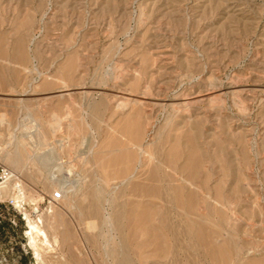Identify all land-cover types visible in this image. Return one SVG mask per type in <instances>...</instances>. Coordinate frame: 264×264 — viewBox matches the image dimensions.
<instances>
[{"label": "rangeland", "instance_id": "obj_1", "mask_svg": "<svg viewBox=\"0 0 264 264\" xmlns=\"http://www.w3.org/2000/svg\"><path fill=\"white\" fill-rule=\"evenodd\" d=\"M0 46V264H264V0H0Z\"/></svg>", "mask_w": 264, "mask_h": 264}, {"label": "bare ground", "instance_id": "obj_2", "mask_svg": "<svg viewBox=\"0 0 264 264\" xmlns=\"http://www.w3.org/2000/svg\"><path fill=\"white\" fill-rule=\"evenodd\" d=\"M21 42V41H20ZM19 45V44H18ZM17 45V46H18ZM1 47V46H0ZM18 49V48H17ZM2 50V49H1ZM20 50H21V46H20V49H19V53H20ZM3 51V50H2ZM18 53V52H17ZM18 53V54H19ZM21 54H22V52H21ZM2 55H3V53H2ZM23 55V54H22ZM23 57V56H22ZM20 58H21V56H20ZM16 75V74H15ZM4 78H3V76H1L0 77V89H2V86L3 85H5V82H4ZM60 101V100H59ZM138 104V103H137ZM27 115V114H26ZM55 116V115H54ZM0 118H3V117H0ZM55 118V117H54ZM56 118H58V116L56 117ZM8 119V118H7ZM9 120V119H8ZM0 121H2V119H0ZM10 123V122H9ZM58 124V123H57ZM137 124H139L138 123V121H137ZM127 125V124H126ZM125 125V126H126ZM52 126V125H51ZM129 127V126H128ZM126 128V127H125ZM125 128H123V130L125 129ZM82 129V128H81ZM133 129V128H132ZM138 129V128H137ZM35 130V129H34ZM126 130H127V128H126ZM130 130V129H129ZM140 131V130H139ZM37 133H38V131H36ZM36 134V133H35ZM133 134V133H132ZM37 135H39V134H37ZM40 136V135H39ZM47 136V135H46ZM135 136H136V134H135ZM44 139L43 140H41V142L40 143H43V144H45L44 142ZM117 142V141H116ZM123 142V141H122ZM125 142V141H124ZM119 143V142H118ZM38 144V143H37ZM113 144H114V142H113ZM133 144V143H132ZM26 145V144H25ZM138 145V144H137ZM22 147V146H21ZM144 147V146H143ZM138 148H140L141 149V146L139 147L138 146ZM130 149H132V148H130L129 146H127L126 144H115V146H113L112 147V144H111V147L109 148V150L108 151H106V154H107V152H108V154L107 155H105L104 153V155L106 156V161L107 162H105V163H107V165L109 166H113V168L115 169V171H117V173L116 174H120L119 176H121V177H123V179H125L126 181H129V183L131 182V184H132V186H130L131 187V190L132 191H139L140 193H141V191H144V190H146V193H147V190H149L150 192L152 191V192H154V194H155V192H159V190H160V186L159 185H156V184H151V185H149V186H147V185H143L141 182L139 183V182H134V180H133V178H134V175H135V173H134V171H132L131 170V168L132 167H130V160L131 159H133V158H135V153H133L132 152V150H130ZM143 150V149H142ZM145 150V149H144ZM146 150H147V148H146ZM141 151V150H140ZM148 151V150H147ZM26 152V151H25ZM24 152V153H25ZM146 152V151H145ZM147 153V152H146ZM193 153V152H192ZM10 154V153H9ZM145 154V153H144ZM103 155V158L105 157ZM109 155V156H108ZM138 155V154H137ZM6 156V155H5ZM99 156L101 157V155L99 154ZM134 156V157H133ZM138 156H140V155H138ZM193 156V155H192ZM149 158H152V157H150L149 156ZM148 158V159H149ZM190 158V157H189ZM194 158H196L195 156H194ZM193 158V161H191V165L189 166V170H191V177L195 174V172H196V170L198 169L197 167H198V161H199V159L198 158H196V159H194ZM22 159H23V156H22V154L21 153H18L16 156H8L7 157V162H9L10 164H13L14 165V167H15V165L17 164V165H19L20 163H22ZM164 161V160H163ZM189 161V162H190ZM104 163V164H105ZM135 163V162H134ZM165 163V162H164ZM119 164H121L122 166H120V168H117V166L119 165ZM131 166H132V164H131ZM18 167V166H17ZM187 167V166H186ZM185 167V168H186ZM113 168H111V169H113ZM135 169V168H134ZM187 169V168H186ZM110 170V169H109ZM148 171V170H147ZM154 171H155V173H153V174H151V177H152V179L156 176V169H154ZM184 171H185V169H184ZM153 172V171H152ZM151 172V173H152ZM190 172V171H189ZM164 174H166V173H164ZM142 176V175H141ZM162 176V175H161ZM167 176H169V175H167ZM162 177H164V176H162ZM103 178V177H102ZM114 179H115V177H113ZM150 178V177H149ZM148 179V178H147ZM156 179V178H155ZM186 179V178H185ZM184 179V180H185ZM187 180V179H186ZM124 181V180H123ZM137 181V180H136ZM140 181V180H139ZM145 181V180H144ZM153 181V180H152ZM156 181H157V179H156ZM165 181V180H164ZM190 181H191V179H190ZM154 182V181H153ZM185 182H187V183H190L189 181H185ZM147 183V182H146ZM148 183H150V182H148ZM155 183V182H154ZM205 184V183H204ZM191 186V185H190ZM193 186V185H192ZM16 187L20 190V192H22V188H21V186L19 185V184H17L16 185ZM125 187V186H124ZM178 187V186H177ZM181 186H179V188H180ZM66 188V187H65ZM162 188V187H161ZM179 188H177V189H179ZM128 189V188H127ZM175 189V188H174ZM181 189V188H180ZM179 189V190H180ZM131 190H130V192H131ZM179 190H176L175 189V196H174V198H175V200L177 201V205H178V203L179 204H181L180 202H182L181 201V199H180V197H179ZM192 190V189H191ZM139 192H137V193H139ZM178 192V193H177ZM192 192V191H191ZM133 193V192H132ZM161 193V192H160ZM160 193H158V194H160ZM153 194V195H154ZM162 194H163V192H162ZM149 195H151V194H149ZM155 196V195H154ZM158 196H160V195H158ZM194 196H193V194L191 193L190 194V196H189V200H188V202L189 203H187V200L186 201H184L187 205H190V203L192 202V200H194V198H193ZM148 198V197H147ZM180 199V200H179ZM196 199V198H195ZM24 201V199H20L19 200V202H23ZM217 201V200H216ZM100 202H101V200H100ZM99 203V202H98ZM102 203V202H101ZM145 203H146V201H145ZM151 203V202H150ZM149 202H148V204H150ZM130 204H132V203H130ZM183 204V203H182ZM100 205V204H99ZM138 205V204H137ZM101 206V205H100ZM132 206V208L130 209H128V207H127V215L125 214L124 216L126 217V216H128L131 220H135V218L137 217H139L140 219H142V221H144L145 219L146 220H148L149 218H152V216H153V211H150V210H148V208H147V211H144V209H143V211H142V214L141 215H139V216H137L136 214H135V211L133 210V208H134V205H131ZM150 206V205H149ZM152 206V205H151ZM150 206V207H151ZM188 207H191L192 208V205H190V206H188ZM187 207V208H188ZM101 208V207H100ZM136 208V207H135ZM150 209V208H149ZM93 210V209H92ZM136 210V209H135ZM152 210V209H151ZM189 210V209H188ZM97 212V211H96ZM126 212V211H125ZM191 212L192 213H194L192 210H191ZM121 214V213H120ZM139 214V213H138ZM123 215V214H122ZM164 215V214H163ZM193 215V214H192ZM26 216H27V219H28V223H29V226H30V231H29V234H30V236H31V243L30 244H32V245H35L36 244V238L37 237H39L40 238V235H39V233H38V229H37V226L34 224V222L30 219V217H29V215L27 214V212H26ZM124 216H123V218H124ZM159 216H160V214H159ZM198 216V215H197ZM126 218V219H129V218ZM165 217V216H164ZM160 218V217H159ZM167 218V217H166ZM150 220V219H149ZM100 221V220H99ZM127 222V221H126ZM146 222V221H145ZM148 222V221H147ZM150 222V221H149ZM166 222V221H165ZM167 224H169V223H167ZM189 233L191 234V235H193L192 236V238H194L195 237V239L198 241V243L200 244V246H202L204 249H206L207 250V252H208V255H210L211 256V258L212 259H214V260H219L221 257V251H220V248H219V245L216 243V241H213V236H212V234H211V236L212 237H210L209 235H210V231H211V233H212V230H210L209 232H208V230L209 229H207L206 227V223H204V220L202 219V217H200V218H198V219H195V220H191L189 223ZM150 225V224H149ZM128 228V227H127ZM131 229V228H130ZM158 229V228H157ZM158 230H160V229H158ZM157 230V231H158ZM131 231V230H130ZM134 231V230H133ZM41 233V232H40ZM155 233H156V231H155ZM158 233V232H157ZM136 234V233H135ZM163 234V233H162ZM190 235V236H191ZM164 236V235H163ZM162 237V236H161ZM160 238V237H159ZM162 238H164V237H162ZM29 239H30V237H29ZM41 239V238H40ZM130 240V239H129ZM129 240L127 241V239L125 240V241H127V242H129ZM159 240V239H158ZM131 241H132V239H131ZM161 241H162V239H161ZM163 241H165V240H163ZM38 242V241H37ZM141 243V242H140ZM143 243H145V242H143ZM162 243V242H161ZM160 243V244H161ZM137 244V243H136ZM142 244V243H141ZM158 245V246H160L161 247V245ZM128 245H127V243H126V245H125V247H127ZM130 246V245H129ZM132 246V245H131ZM33 247V246H32ZM123 247H124V244H123ZM111 248V247H110ZM165 248L166 247H164V250H165ZM225 248V247H224ZM123 249V248H122ZM121 249V250H122ZM127 249V248H126ZM126 249L124 248V250L123 251H125V252H127L126 251ZM156 249V248H155ZM157 249H159V247H157ZM161 249H162V251H163V248L161 247ZM128 250V249H127ZM130 250V249H129ZM128 250V251H129ZM131 251V250H130ZM125 252H123V254H125ZM134 252V251H133ZM130 252H127V254H126V257H128V254H129ZM225 253V252H224ZM38 254V253H37ZM133 254H135V253H133ZM228 254V253H227ZM136 255V254H135ZM38 257H41V255L39 254V255H37ZM125 257V255H123V258ZM229 258V257H228ZM39 259V258H38ZM130 260V259H129ZM129 260H124V261H122L123 263L122 264H131L130 263V261ZM223 260H224V257H223ZM222 260V261H223ZM221 260H219V262H220ZM120 262V261H119ZM216 262V261H215ZM221 263V262H220ZM121 264V263H120Z\"/></svg>", "mask_w": 264, "mask_h": 264}, {"label": "built area", "instance_id": "obj_3", "mask_svg": "<svg viewBox=\"0 0 264 264\" xmlns=\"http://www.w3.org/2000/svg\"><path fill=\"white\" fill-rule=\"evenodd\" d=\"M12 179H14L13 172L0 162V227L4 222L3 207H4L5 199L3 193ZM52 197L54 200H59L62 197V192L56 191ZM11 224L17 225L18 223L15 220H11Z\"/></svg>", "mask_w": 264, "mask_h": 264}]
</instances>
